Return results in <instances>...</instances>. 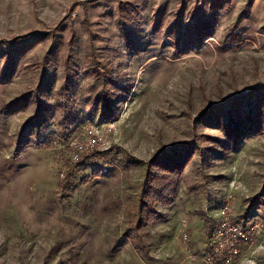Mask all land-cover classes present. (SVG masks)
<instances>
[{"label":"rangeland","instance_id":"374dc122","mask_svg":"<svg viewBox=\"0 0 264 264\" xmlns=\"http://www.w3.org/2000/svg\"><path fill=\"white\" fill-rule=\"evenodd\" d=\"M262 87L264 0H0V264H204L227 196L234 219L264 223V95L247 96ZM102 90L107 118L103 99L90 115ZM86 126H110V148L73 163ZM185 145L147 225L149 163ZM137 221L144 251L111 252ZM236 264H264V232Z\"/></svg>","mask_w":264,"mask_h":264},{"label":"trees","instance_id":"16d2710c","mask_svg":"<svg viewBox=\"0 0 264 264\" xmlns=\"http://www.w3.org/2000/svg\"><path fill=\"white\" fill-rule=\"evenodd\" d=\"M11 77V74L8 76ZM68 86H64L61 88L60 92L62 95L66 94L68 92ZM103 92L99 95H96V97L92 98V110L90 112V115L93 116L95 111L98 109V105L100 104V99H103V109L102 111V118H107V113L110 111V100H108V97L106 96V90H102ZM264 95V87L262 88H256L249 90L247 93V96L250 98L255 97H262ZM19 102V101H18ZM16 103H11L9 108H6L10 110V113L7 115H14L17 112L21 111L20 107L16 106ZM102 103V102H101ZM252 103V101H251ZM14 107L13 110L10 108ZM6 115V116H7ZM89 115V116H90ZM228 134L227 137L230 139V135L233 133L234 135H238L240 132V129H238V125L235 122H228ZM64 125V124H63ZM256 123H251L250 130L254 135H258L261 131V127H255ZM262 131H264V127L262 128ZM186 148H191L190 145H185L183 147H178L177 150H172L171 154H167L164 152L161 156L156 157L154 160H152L149 163L147 174L144 177L140 194H139V202L137 204L136 210H137V216L140 217L141 221H144L145 224H151L152 222L159 220L160 217L157 215V213L153 210V206L155 203H158L164 207H168L172 202V196L176 190V182L181 178L183 175V172L185 170V167L188 163V155ZM184 149V151H183ZM164 162V164H163ZM137 161H133V165L137 166ZM158 164V166H156ZM159 164L163 167L160 173L162 174H156L152 173V169L155 167H159ZM72 187V175L67 174L64 176L63 180L58 185V190L61 194L65 195L67 192L71 190ZM256 201V199L254 200ZM141 221H137V225L135 227H129L124 233L122 238L118 239L115 243V246L111 248V252L117 251L119 246H121L124 241L130 240L131 243L136 247V249H139L141 251H144V248L142 245V241L140 237L135 236V233L139 228L143 227V224ZM237 223H239L242 226H245L250 220H246L244 217H240L239 219H235ZM145 226V225H144ZM139 227V228H138ZM140 245V246H139Z\"/></svg>","mask_w":264,"mask_h":264},{"label":"built area","instance_id":"2783aa9c","mask_svg":"<svg viewBox=\"0 0 264 264\" xmlns=\"http://www.w3.org/2000/svg\"><path fill=\"white\" fill-rule=\"evenodd\" d=\"M106 135H101L93 126H86L81 134L69 139V157L73 163H79L95 153H103L107 147L108 135L112 128L107 127ZM216 224L209 239V250L203 259L204 264H236L244 250L252 248L264 232V223L259 221L240 225L232 217V197L227 196L220 207ZM185 222L183 221V226ZM184 232V231H183ZM183 235V241L187 235Z\"/></svg>","mask_w":264,"mask_h":264}]
</instances>
